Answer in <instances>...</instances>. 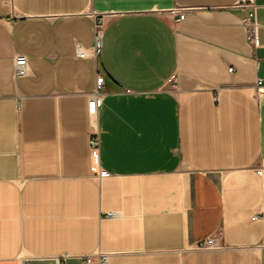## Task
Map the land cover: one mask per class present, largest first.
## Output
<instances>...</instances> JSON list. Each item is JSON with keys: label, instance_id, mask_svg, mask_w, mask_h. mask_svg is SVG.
<instances>
[{"label": "crops", "instance_id": "obj_1", "mask_svg": "<svg viewBox=\"0 0 264 264\" xmlns=\"http://www.w3.org/2000/svg\"><path fill=\"white\" fill-rule=\"evenodd\" d=\"M259 80L264 0H0V264H264Z\"/></svg>", "mask_w": 264, "mask_h": 264}, {"label": "built area", "instance_id": "obj_2", "mask_svg": "<svg viewBox=\"0 0 264 264\" xmlns=\"http://www.w3.org/2000/svg\"><path fill=\"white\" fill-rule=\"evenodd\" d=\"M255 7L252 6V10H250V13L248 14L247 18L244 21L245 28H246V33L247 36L246 38L248 39V42L252 46L253 50L257 48L258 46V24L256 21V11ZM179 18L178 21H183L186 16H187V10H178L177 11ZM95 38H94V45L90 50H86L80 45H78V56L79 58H92V59H97L98 56H100L101 51H102V39H101V33H102V21L101 20H96L95 24ZM15 61V73L18 76H25L27 75L28 71V61L26 60L25 56L18 55L14 59ZM230 72L233 71V68L229 69ZM104 78L102 76H98L96 79V88L94 92L92 93L91 98L88 103V113L89 115L93 118L96 116L98 112V108L102 104V87ZM263 83L261 80L257 82V93H263ZM90 144V156H91V169L94 174L99 175V177H105L107 174L105 171H103L100 167V141H99V136L97 133L91 134V138L89 141ZM257 218V217H255ZM254 218V219H255ZM222 245H220L219 240L217 237H210L207 240H205L202 245L201 249L204 250H216L220 249ZM108 260L107 255H101L98 259L99 264H106ZM92 259L90 257L87 258V262L90 263Z\"/></svg>", "mask_w": 264, "mask_h": 264}]
</instances>
